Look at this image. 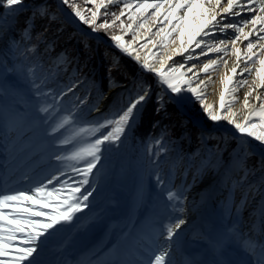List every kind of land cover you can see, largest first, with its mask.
<instances>
[{
    "label": "rangeland",
    "instance_id": "rangeland-1",
    "mask_svg": "<svg viewBox=\"0 0 264 264\" xmlns=\"http://www.w3.org/2000/svg\"><path fill=\"white\" fill-rule=\"evenodd\" d=\"M166 1L167 0H147V3L152 4L153 7H149L146 10L140 8V5L144 4L145 0H118V2H114L111 5L107 4V0H105L104 4H101V0H70V4H74L76 10H81L82 15L89 20L93 19L92 13H96L94 23H91L94 25L93 28H88L90 24H85L82 21L88 30L98 31V25L102 24L104 20H108L109 25H111V31L115 33V35H121L123 37V43L132 44L145 32V30H147L148 25L152 22L155 15L154 13L157 11L156 5L162 6ZM61 4L66 5L62 0H56L54 6L51 7L46 3H42L40 0H33L32 2H25L23 0L22 6L16 7L14 10L10 11L5 6L0 10V23L5 20H10L7 28H5V32L9 35L10 41L8 42V46L11 52H13V65L12 62H8L7 64L4 63L0 58V119H3L5 122H10L12 120L8 114L4 113V115L1 112L2 108H16L20 112L17 122L15 120L16 127L14 126L13 128L14 136H6L5 141L2 142L0 140V167L6 163L7 153L4 151L5 147L12 146V148H15L17 151L16 156L26 153L28 154V160L26 161L36 162L31 173L44 171L50 168V174L47 173L46 177L58 176L62 178L61 181L64 182L62 184L56 183L50 185L43 183L45 187L40 193H32L29 191L30 189L15 190L13 193L26 192L29 195H33L34 199L39 202L35 204H33L32 201L24 203L18 201L13 203L17 205L20 204L24 208L31 206L33 212L46 213L47 215L44 216H34L33 219L47 223L50 216L55 213L56 205H61L60 211H63L67 206L64 203L66 198L72 197V199H76L78 197L79 194L73 196L74 187H81V191L87 188L88 191L93 193V191H95L94 184L101 179H106L105 184H107L109 175L112 174L117 167L118 183L121 188L129 189L132 183L140 185L142 182H145V184H143L142 193L144 189H146L145 194L147 199L136 212V223L138 227H140L143 233L149 236H152L155 231L158 233L162 232L163 236H166L167 227L175 224L173 223L171 225V220L176 219L178 221L183 217V212L192 187L202 179L207 171L211 167H214L216 170H221L233 161L240 168L239 164L242 163V160H248L254 156L251 154L252 150L244 148L241 150L240 154L237 155L238 151H240L241 143L237 134L232 131L216 132V130H214L215 124L227 123V120L221 119L217 122L211 121L198 100L191 108L190 106L187 107V109L179 107L178 104L172 100V97L166 93L163 85L155 74L142 68L141 62L133 58L132 55L125 53L121 48L119 49V47L116 48L115 46L117 45L115 41L110 42L105 38L102 41L104 45L109 46L110 49H112L111 47L116 48V50L119 49L118 51L123 56L131 59L134 62L133 64L137 67L134 69L135 71L132 70L134 75L131 76V70L128 71L125 68L126 65L122 63L121 56L117 52H109L111 53L110 63L116 70V73L114 72L112 74H116L120 77L130 74L124 83H130L132 86L129 90L120 92L115 96L105 112L94 116V110L99 108L102 104L103 99L106 97L111 87L122 83H114L111 79L107 89H99L97 81L90 76L89 71L82 74L80 73L76 65L78 59H80L77 54L70 55L64 49L55 51V49L59 50V48L63 46L61 43L62 39H65L68 35L66 32L68 28L67 25L72 26V28H75L76 31L81 34V41L85 44L89 43V41H87L88 38H94L91 34L89 35L79 29L78 25L69 22L65 18ZM125 5H130V7H125ZM66 6L69 10H74L69 5ZM41 10L45 13L44 15L39 14ZM105 11H107L108 15H105ZM24 12H30V15L27 16L23 22L25 24H27V22L31 24L24 28L22 35H24L26 39L22 42L21 40L15 39L14 32L20 22V15ZM121 12H123V15H120ZM112 13L119 16V20H115V17L111 15ZM35 17L41 18V21H46L51 28L47 37H41L37 42L33 43L31 27L34 26V24L32 25V20ZM114 20L115 23H113ZM129 24H131V27H128ZM165 25L164 23L163 26ZM181 25L178 32L174 31L164 40L163 46L160 49L163 51H160V55L164 54L166 48L178 38ZM160 29L161 28L158 30ZM224 39L226 40L227 38ZM250 40L254 42V39ZM112 43H114L115 46H113ZM246 44L247 42L242 44V50H247ZM257 63L258 62H255L253 64ZM126 76H124V78H126ZM34 84L40 85V90L43 93L49 92L50 89L53 92H59L61 90L66 92L68 87L73 84L77 85L74 91L68 93L58 104L59 108L66 110L70 109L75 112L77 128L87 127L97 122L103 123L105 118L112 119V114L129 98L130 94L134 96L140 90L141 85L150 86L149 97L151 95L154 98L155 110L157 111V109H160L157 112H163L165 110L164 113L168 111L167 117H176L181 121L183 128L182 140L180 142L175 138L168 140L166 139V133H160L158 137L151 135L147 141L134 145L137 149V154L131 156V151L134 149L133 137L135 141L137 139L133 131L140 122L141 113H144L142 108L148 101L147 99L141 106V110L134 123H132L131 127L122 135L121 140L116 144H109L103 148L101 160L88 177L90 185L81 186L79 182L83 179L82 170L85 167V161L89 158L85 157L80 160L69 158L58 161L56 160V156L70 157L74 151L89 143L91 139H94L95 136H99L100 133H96L95 136L82 134L76 136L71 143L61 145L59 140L63 139L65 136L70 137L72 129H62L55 135L51 134V124L53 122L49 120L45 114L40 113L38 109L47 103H51L52 98L48 97L46 100L43 96L37 97ZM161 97L163 98L162 107L161 104L158 103ZM204 102L205 104L212 105L213 110L216 111L217 114L221 113L216 104L211 103L207 96H205ZM171 106L174 107L169 109ZM189 114H197L199 117L203 116L200 118H205V123L209 126L206 133L199 131L204 125ZM223 115L230 116L227 110L223 112ZM233 118L235 119V117ZM251 123L259 124V118L252 119ZM157 124L158 121L156 120L155 125ZM195 130L198 142L194 146V151H188L187 141H190ZM100 131L105 132L106 129H101ZM197 131L199 132L197 133ZM255 131L259 133L264 131V129L257 127ZM209 136L214 139L212 146H208L205 142L206 138ZM2 137L4 136L2 135ZM157 140L162 141L165 151H160V145L156 144ZM219 140H222V144L218 143ZM228 143L235 144L233 147L235 152H233L229 160H219V151L228 147ZM258 144L261 143L258 141L257 145ZM154 154L157 155V160H155L156 163L152 160ZM203 155L205 159H203ZM256 157L257 162L250 166L245 177L242 180H238L235 184L236 186H231L230 201L228 199V201L224 203L225 209L228 210L221 215V218L218 220V225L222 229L225 227L228 232H238L242 230V227L244 228L247 226L245 214L252 206L251 204L255 199V195L249 190V187L262 185L260 178L264 168V157ZM75 169H79L80 171H75ZM144 169H147V175L140 173ZM18 170L19 167L16 168L14 173L18 172ZM61 173H63V175H61ZM25 177H27V174L21 177L17 183ZM183 178L184 180L182 181ZM181 182H184L183 188H181ZM193 183L195 185H193ZM54 188L59 189V191H52ZM169 190L182 193L180 203L168 200L167 193ZM48 192L52 193L51 198L47 196ZM8 194L12 193H1L0 195ZM50 199L54 201V203L50 204ZM71 202L72 200H68V203ZM129 204H133V199L129 200L128 205ZM149 208L152 209V215L149 220L144 221V214L149 213ZM8 224H12V227L16 226L13 222V215L8 217ZM16 236L19 237L18 234ZM26 246L27 244H23L19 240H14L11 244L12 254L7 257H0V260H3L5 264H12L14 259L19 255L18 249ZM149 246L150 243L146 240L136 244V252L132 253L129 260H136L139 261V264H142L143 256L148 253ZM257 251L264 259V250H260L257 247L255 252ZM259 263L264 264V262Z\"/></svg>",
    "mask_w": 264,
    "mask_h": 264
},
{
    "label": "bare ground",
    "instance_id": "bare-ground-1",
    "mask_svg": "<svg viewBox=\"0 0 264 264\" xmlns=\"http://www.w3.org/2000/svg\"><path fill=\"white\" fill-rule=\"evenodd\" d=\"M180 2L183 4L185 0H180ZM239 2L246 4V0H239ZM226 4L227 0H222V6ZM61 6L66 19L78 25L79 29L84 32L100 36L97 30H88L82 20L75 15L74 10H69L63 4ZM206 6V0H201V3L192 7L183 8L176 7V0H167L166 3L159 6L147 30L130 44L131 55L133 58L139 55L141 64L144 60H147L149 65L154 67H160V62L165 61V70L172 64V61L166 59L168 56H172L176 62L173 66L184 63V68L180 69V73H183V75L177 74L179 79L183 81L190 80L193 87L199 84L201 80L206 81V86L198 88L197 91L198 93L206 92L209 101L215 103L220 111V93L222 91L225 92V102L230 104L228 113L230 115L235 113L236 121L242 123L245 116L248 115V111L243 105L245 93L249 91V85L255 77L254 69L260 67V65L259 63L253 64L251 66L253 71L251 73L244 72L241 76H236L232 73L231 69L234 65H237L238 72L244 67H248L244 63L247 50H242L241 47L247 41H237L235 45V47L241 49V61L237 64L233 46L229 44L234 39L233 30L229 29L226 32H220L219 26L200 28L201 21L208 19L204 13V7ZM253 7H258V4L253 5ZM234 10L241 12V16L245 19L251 16L247 8L243 10L236 8ZM79 11L82 13L81 10ZM217 19L221 22L226 19L230 23H237L239 17L225 16V14L221 13ZM9 21L5 20L0 23V58L7 62L10 60L11 50L8 46L9 35L5 32V28H7ZM164 23L166 24L165 26H163ZM180 25L181 30L178 33V38L166 48L164 54L160 55V51H163L160 49L164 40L174 31L178 32ZM159 28L161 29L158 30ZM245 30L247 31L248 29L246 28ZM204 31H207L208 34L204 35ZM224 38L227 39L225 40ZM249 39L254 38L250 37ZM221 40L229 44L226 54L223 51L219 53L208 52L209 46L223 47L219 44ZM197 41H200V47L196 46ZM114 43H112L113 46H115ZM115 47L118 48L117 46ZM201 49L204 50L206 55H201ZM254 51L259 53L261 50L257 47ZM185 57H191V59L185 62ZM208 59L217 60L218 63L207 75H204L201 69ZM193 64L196 66L193 71L198 73V75H192L188 72V69L192 68ZM241 80H247L248 84L241 86ZM131 86L130 83H122L111 87L102 104L94 110V116L105 112L111 104V100L120 92L129 90ZM163 87L166 93L183 109H187L189 106L191 108L197 101L195 96L187 91L177 97L167 89L166 85H163ZM181 87L186 88L187 85L182 84ZM233 88L235 89L234 91H228V89ZM254 97L255 93L249 100L251 105L264 102L256 101ZM1 112L8 114L12 119V122H5L0 119V129L4 128L5 130V132L0 131V135L4 136L0 140H4L6 135L7 137L14 136L13 128L14 126L16 127L20 112L16 108H2ZM220 114L223 115V113ZM191 116L205 125V118H200L203 116L199 117L197 114ZM252 119H258V116H253ZM214 130L216 132L232 131L236 133L241 142L240 150L249 148L252 150L251 154L259 153L261 158L264 157V144L257 145L258 141L254 137L241 134L235 129L234 125L228 122L217 123L214 126ZM4 151L7 153V157L6 163L0 169V183L3 185L0 186V193L3 191L5 193H13V191L19 189L28 190L34 188V186L35 188L38 187L41 183L48 185L47 181L52 179L50 176L46 177L47 173L50 172V168L31 173L36 162L26 161L28 160V154L16 156L17 151L12 146L5 147ZM18 167V172L14 173ZM241 170L242 168H239L234 161L221 170L211 167L190 191V196L181 218L185 223L175 230L176 234L171 240H167L162 232L158 233L155 231L152 236H149L138 227L136 212L147 199L146 189L142 193L145 182L140 185L132 183L133 185L131 184L129 189L121 188L118 183L119 178L116 167L114 172L109 175L107 184H105L106 179H101L94 184L95 191L89 197L87 208H82V211L73 215L72 221L61 223L54 230H50V234L38 241L39 252L34 255L32 264H139V261L130 263L127 260L132 253L136 252L135 245L143 240L148 241L150 246L148 253L143 256L142 264H148L149 260L162 250H167L169 253L167 257L168 264H260L259 262L262 261V258L249 251L246 242L251 240L255 244L260 245V242L255 241V238L264 226V168L260 178L262 185L249 187V190L255 195V199L245 214L247 226L242 227V230L238 232H228L225 227L223 229L220 228L216 222V220L221 218L224 194L234 180L235 175L239 176ZM140 173L147 175V169ZM26 174L27 177L17 183ZM55 177L59 180L62 179L58 176ZM56 183L57 181L54 180L52 184ZM132 199L133 204L128 205L129 200ZM14 205L16 206L4 209L7 215V219L3 221L5 225H8V217L10 215H14L18 209H24L20 204ZM27 231L28 229L23 234H18L19 237L16 236L14 240H19L21 243L26 244ZM4 235L7 243V228H5ZM199 241H202V244L207 242L203 249L195 244L199 243ZM6 251H9L10 255L12 254L11 245Z\"/></svg>",
    "mask_w": 264,
    "mask_h": 264
},
{
    "label": "snow or ice",
    "instance_id": "snow-or-ice-1",
    "mask_svg": "<svg viewBox=\"0 0 264 264\" xmlns=\"http://www.w3.org/2000/svg\"><path fill=\"white\" fill-rule=\"evenodd\" d=\"M62 2L66 5L72 7L75 11V15L80 18L85 24L94 23L96 13H92V20L87 19L79 10H76V6L74 4H70V0H62ZM105 0H101V4H104ZM114 2H118V0H107V4L111 5ZM201 3V0H185V3L181 4L180 0H176V7H192L195 4ZM0 4H3L8 10H14L16 7L22 6L23 0H0ZM258 4V7H253V5ZM206 7H204V13L208 18L205 21H201L200 28H212L219 26L220 32H226L231 29L232 35L234 39H232L229 44L233 46V52L236 56L237 64L241 61V49L235 47L237 41H247V56L244 59V63L249 65L248 67H244L240 72L237 71V65H234L231 69L232 73L236 76H241L244 72L251 73L253 68L251 65L255 62H258L260 67L254 69L255 77L253 78L252 83L249 85V91L245 93L243 105L244 108L247 109L248 115L245 116L244 122H237L233 117L235 113H232L230 116L217 114L216 111L213 110V106L210 104H205V96L206 92L197 91L198 88L202 86H206V81L201 80L199 84L195 87L192 86L191 81H183L179 79V75H183L180 73V69L184 68V63L175 65V61L172 56H168L166 59L172 61V64L168 66V68L164 69L165 61H161L160 67H154L149 65L147 60H144L141 64L142 68L152 72L155 74L160 81L161 84L166 85L167 89L170 90L172 94H175L177 97H180L185 91L191 93L195 96V98L200 102L203 110L205 111L208 118L217 122L221 119L227 120L228 123L234 125L235 129H237L241 134H246L247 136L254 137L255 140L264 144V131L257 133L255 129L257 127L264 129V102H260L256 105H251L249 103L250 98L253 97V93H255L254 99L256 101H264V0H246V4H241L239 0H227V4L222 6V0H206ZM125 7H130V5H125ZM149 7H153L152 4H148L147 0L145 3L140 5V8L147 9ZM157 9L159 5H156ZM240 8L243 10L247 8V11L251 13L250 18L245 19L241 16V12L235 11L234 9ZM225 14V16H233L239 17L237 23H230L226 19L221 22L217 19V17L221 14ZM40 15H44L43 10L39 12ZM155 14V13H154ZM105 15H108L107 11H105ZM115 17V20H119V16L115 13H112ZM123 15V12L120 13ZM183 19V17H181ZM115 20L113 23H115ZM215 22V23H213ZM259 26V27H258ZM99 28H103L107 30L110 25L108 20H104L102 24L98 25ZM131 27V24L128 25ZM248 29L247 31L245 29ZM204 35H207V31H204ZM253 37V40L249 38ZM111 39L116 42L117 47L121 48L122 51L131 55V45L124 44L123 37L121 35H112ZM219 44L223 47L212 45L208 47V52H227V48L229 44H226L225 41L221 40ZM197 47H200V41L196 43ZM259 48L261 51L257 53L254 49ZM201 55H206L204 50L201 49ZM135 59L140 61V56L136 55ZM185 62L191 59V57H185ZM218 61L214 59H208L207 63L203 65L201 72L204 75H207L208 72L213 69L217 65ZM225 63H227L225 61ZM195 64L192 65V68L188 69V72L192 75H198V73L194 72ZM31 71V70H29ZM177 81V82H174ZM182 84H186L187 87H181ZM248 84L247 80H241L240 85ZM36 88L37 97L43 96L46 100L48 97L52 98L51 103H47L44 106H41L38 111L46 115V117L51 120L53 123L51 124V134L55 135L59 133L62 129L68 130L72 129L71 136H65L63 139L59 140L61 145H66L72 142L76 136L82 134H90L91 136H95L96 133H100L99 136H95L94 139L83 147L74 151L70 157H61L56 156V160L61 159H84L85 157L89 158L85 161V167L83 168V179L79 182L81 186L90 185L89 175L92 173L93 169L97 167L98 162L102 158V150L109 144H116L121 140L123 134L126 133L127 129L131 127L132 123H134L136 117L138 116L141 106L147 101L150 94V86L141 85L140 90L133 96L129 95V98L122 103V105L117 109L116 112L112 114L113 118L108 119L105 118L103 123L97 122L95 124H90L87 127H76L77 119L76 114L72 110H66L58 107L59 102L64 99L68 93H72L77 85L73 84L72 86L67 88V91H59L53 92L51 89L47 93H43L40 90V85L34 84ZM235 89H228L229 92L234 91ZM82 103V101H81ZM158 103L163 106V98L161 97L158 100ZM220 109L221 113L224 111H230V104H226L225 102V92L220 93ZM160 109H157L159 111ZM64 113V114H61ZM253 116H258L260 123L252 124L251 118ZM101 129H106L105 132H101ZM110 129V130H107ZM157 145H160V151H165L162 141L157 140ZM75 171H80L79 169H75ZM63 175V173H61ZM57 181V183H64L59 180L57 177H52L49 179L47 183L50 185L53 181ZM45 185L41 183L38 187L34 189H30L29 191L32 193H40L43 191ZM52 191H59V189H53ZM79 194L76 199H72V197L66 198L64 203L67 205L63 211H60L61 205H56V210L53 215L50 216L49 221L44 223L40 220H34V216H44L47 215L44 212H33L31 206L24 209H18L13 215V222L15 223V227H12V224L5 225L3 223L4 220L7 219V215L4 212L6 207H15L13 202L19 201L21 203L32 201L33 204L38 203L39 201L34 199L33 195H29L26 192H14L8 195H0V257L10 255L9 251L6 249L13 243L17 234H23L26 229L27 231V246L24 248H19V255L14 259L12 264H32V259L34 255L39 252V243L38 241L42 240L47 234H50V230H54L61 223H68L73 220V215L82 211V208L88 207L89 197L92 195L90 191L85 188L81 191V187L73 188V196ZM52 193L48 192L47 196L51 198ZM182 193L178 191L169 190L167 193V198L170 201H175L177 203L181 202ZM68 200H72L71 203H68ZM54 203L50 199V204ZM11 214V213H9ZM185 223L184 220H178L174 225L168 226L166 229L167 235L165 239L171 240L173 236L176 234L175 230L179 229L181 225ZM5 228L8 230V240L5 242L4 231ZM246 246L249 251L254 252L256 248V244L251 240L246 242ZM264 250V249H262ZM169 253L167 250H162L158 254H155L148 262V264H168L167 257ZM0 264H5L3 260H0Z\"/></svg>",
    "mask_w": 264,
    "mask_h": 264
},
{
    "label": "trees",
    "instance_id": "trees-1",
    "mask_svg": "<svg viewBox=\"0 0 264 264\" xmlns=\"http://www.w3.org/2000/svg\"><path fill=\"white\" fill-rule=\"evenodd\" d=\"M25 2H32L33 0H24ZM38 1V0H37ZM42 3L48 4L50 7L54 6L56 3V0H40ZM3 8V5L0 4V10ZM30 15V12H24L20 15V22L17 25V28L15 30V39L21 40L22 42L26 39L24 35H22L24 28L27 26L23 21L24 19ZM41 18L35 17L34 19V26L31 27V31L33 34V43L37 42L41 37H47L48 32L50 30V26L46 23V21H41ZM47 19V18H46ZM67 37L65 39H62V47L58 49H55V51H61L65 50L70 55L77 54L78 55V61L76 63L77 68L80 70V73L88 72L90 76L97 81L98 88L105 90L108 88V83L112 79L114 83H124L129 75H134L133 71L136 69V65H134L133 61L129 59L126 56H123L116 48L109 46H106L103 44L102 41L96 40L94 38H88L87 41H89L88 44H85L81 41V34L76 31L75 28H72V26L67 25ZM94 25L90 24L88 28H93ZM97 28V27H96ZM98 31L110 42H113L111 39L112 35H115L111 31V25L110 27L105 30L103 28H97ZM19 44V43H18ZM109 52H117L121 56V61L123 64L126 65V69L128 71L131 70L129 75H124L126 78L117 76L116 70L114 67H112L110 63V54ZM44 53V51H43ZM135 71V70H134ZM152 97V96H151ZM153 97L150 98L145 105L144 113L142 114L141 120L134 129V133L136 135V138L140 139L141 142L147 141V139L150 138L151 135H154L155 137L160 136V133L167 134L166 139L170 140L171 138H176L179 141L182 140V124L179 119L176 117H167L168 111L164 113V111L157 112L155 110V105L153 102ZM174 106H171L169 109H172ZM146 112V114H145ZM156 120L158 121V124L155 125ZM191 124V123H190ZM136 140V141H137ZM198 142V138L196 137V130L192 134L191 137V144L190 147L193 148ZM136 143V142H135ZM188 143V142H187ZM219 144H222L221 141L218 142ZM227 144V143H226ZM228 147H226L224 150H222V154L224 155V158L229 156L232 151L235 144H229ZM137 153V149L135 148L133 154ZM256 156H253L252 158H249V160H246V166L247 168H250V166L254 165L257 160ZM157 160V155L154 154V162ZM156 163V162H155Z\"/></svg>",
    "mask_w": 264,
    "mask_h": 264
},
{
    "label": "water",
    "instance_id": "water-1",
    "mask_svg": "<svg viewBox=\"0 0 264 264\" xmlns=\"http://www.w3.org/2000/svg\"><path fill=\"white\" fill-rule=\"evenodd\" d=\"M92 35V34H91ZM100 39H102V37H100Z\"/></svg>",
    "mask_w": 264,
    "mask_h": 264
}]
</instances>
